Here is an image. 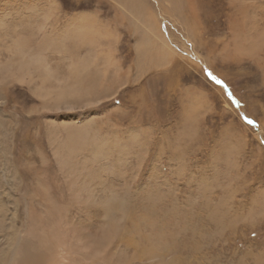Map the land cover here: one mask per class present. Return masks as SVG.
<instances>
[{"label": "rangeland", "instance_id": "1", "mask_svg": "<svg viewBox=\"0 0 264 264\" xmlns=\"http://www.w3.org/2000/svg\"><path fill=\"white\" fill-rule=\"evenodd\" d=\"M182 1L0 6V185L32 162L57 182L81 168L115 191L138 246L175 261L226 246L229 261L252 264L247 250L264 257V48L240 46L264 27V0H193V12ZM231 16L252 26L245 41Z\"/></svg>", "mask_w": 264, "mask_h": 264}, {"label": "bare ground", "instance_id": "2", "mask_svg": "<svg viewBox=\"0 0 264 264\" xmlns=\"http://www.w3.org/2000/svg\"><path fill=\"white\" fill-rule=\"evenodd\" d=\"M235 1L231 0L232 4ZM13 2L14 0H0V6L3 5V8L6 9L12 7ZM182 2L188 4L190 11L193 12V0ZM240 5L239 3L238 8L241 7ZM128 6L137 8L138 3L128 2ZM241 14L240 16L243 17L244 14ZM232 18L233 16L230 18V30L233 38L237 31H240V39H242L240 41H245L243 39L248 38L245 31H248L247 28L252 26L246 28L247 18L242 20L237 19L238 17ZM256 30H258L255 34L256 37L253 35V38L257 40L254 42L251 40V46L247 45L248 49L245 45V48L240 46L242 52L253 51L255 53L256 51L257 53V50L260 49L257 54L262 53L264 27ZM256 42L261 45H257ZM169 48L165 44H161L154 46L153 50L159 52L162 60L170 61L174 51ZM261 70L264 71L263 68ZM153 72H156L155 65ZM32 163L28 164V168H24V170L14 169L16 178L11 177L13 182L18 181L17 184H12L10 187L0 185V264H251L243 260L245 257L238 261H229L227 256L229 248L226 246L192 245L194 247L190 246L182 251L183 255L179 256V261L169 260L167 255L156 250L155 247H140L135 241V233H133L135 221L132 216L127 218L125 229L120 225L121 218L118 217L120 205L115 191L108 189L105 191L102 185L94 186V183L91 184L87 180L79 178L83 174L81 168H62L65 180L57 182L53 170L45 167L39 168ZM8 172L7 170L0 172L7 182L9 181ZM14 189L17 190V194L20 193V199L11 197ZM1 192L4 195H1ZM196 241L198 240L194 242ZM203 243L208 244L207 242ZM185 244L187 245V243ZM246 254L253 257L252 264H264V257L255 254L252 250H247Z\"/></svg>", "mask_w": 264, "mask_h": 264}, {"label": "snow or ice", "instance_id": "3", "mask_svg": "<svg viewBox=\"0 0 264 264\" xmlns=\"http://www.w3.org/2000/svg\"><path fill=\"white\" fill-rule=\"evenodd\" d=\"M209 75H211V74H209ZM213 79H215V77H212ZM217 83H220L219 81H216ZM249 123H251V121H249Z\"/></svg>", "mask_w": 264, "mask_h": 264}]
</instances>
